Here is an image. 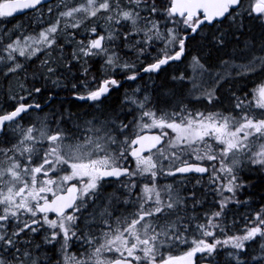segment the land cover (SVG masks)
<instances>
[{"label":"snow or ice","instance_id":"snow-or-ice-1","mask_svg":"<svg viewBox=\"0 0 264 264\" xmlns=\"http://www.w3.org/2000/svg\"><path fill=\"white\" fill-rule=\"evenodd\" d=\"M0 264H264V0H0Z\"/></svg>","mask_w":264,"mask_h":264},{"label":"flooded vegetation","instance_id":"flooded-vegetation-1","mask_svg":"<svg viewBox=\"0 0 264 264\" xmlns=\"http://www.w3.org/2000/svg\"><path fill=\"white\" fill-rule=\"evenodd\" d=\"M20 19H22V20H26L27 17H23V16H21Z\"/></svg>","mask_w":264,"mask_h":264}]
</instances>
